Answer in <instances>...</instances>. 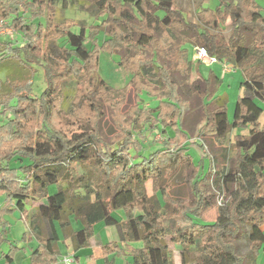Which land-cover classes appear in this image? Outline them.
Listing matches in <instances>:
<instances>
[{"label":"trees","instance_id":"1","mask_svg":"<svg viewBox=\"0 0 264 264\" xmlns=\"http://www.w3.org/2000/svg\"><path fill=\"white\" fill-rule=\"evenodd\" d=\"M58 1L0 0V23L23 38L15 44L11 35L0 37V72L14 66L21 75L6 78L0 93L2 114L11 113L0 124V242L10 241L7 215L19 210L29 228L25 240L37 241L30 264H59L61 241L74 251L92 246L98 223L118 234L102 246L104 264L120 256L129 264H174L169 241L181 246L182 264H259L260 253L264 264V125L257 102H264V4L219 0L210 7L202 0L191 21L176 0H90L103 20L86 25L58 21ZM188 44L242 71L233 120L228 95L219 92L223 77L214 68L204 74ZM99 48L120 56L132 75L125 87L97 75ZM35 66L46 81L39 95L29 83ZM70 77L76 91L65 111ZM144 93L157 103L146 105ZM142 127L173 134L145 156L135 135ZM239 127L248 133H233ZM179 155L189 202L170 194ZM221 197L217 220L205 222L201 212ZM9 245L2 252L7 264L21 248Z\"/></svg>","mask_w":264,"mask_h":264},{"label":"rangeland","instance_id":"2","mask_svg":"<svg viewBox=\"0 0 264 264\" xmlns=\"http://www.w3.org/2000/svg\"><path fill=\"white\" fill-rule=\"evenodd\" d=\"M261 3L264 4V0H260ZM202 0H176V5L178 8H180L187 19L191 21H197L198 20V14L197 12L200 9ZM219 3V0H209L204 3V6H210L215 7ZM57 14L56 18L57 20H63L68 17L75 18L77 21L85 23L86 25H95L102 22L103 17L102 15H99L97 13V10L94 8L93 3L90 0H69L68 5H63V0L58 1L57 3ZM225 28L223 29L224 36L226 38H229V35L231 33V22L228 21V23L225 24ZM2 29L4 32L0 33V37L8 39V37L13 38V41L15 44H21L23 41L22 35L20 33H15L13 29L9 26V24H4ZM74 31L77 30L76 27L73 29ZM10 31V32H9ZM11 33V34H10ZM105 38L104 32H100L98 35V41L99 43H102V41ZM88 45L90 43L88 42ZM190 55H194V50L190 44H188ZM99 63H98V70L97 75L101 78H103L108 84L115 88H123L125 87L129 81L131 80V73L127 71L125 68H123L119 64L120 56L117 53H113L110 50H107L105 48H99ZM8 55V54H7ZM1 59V58H0ZM194 64L195 61H193ZM15 65V64H13ZM202 72L204 74H207L211 68L205 67L204 65H199ZM217 66H213L214 69ZM212 67V68H213ZM36 71L31 75L29 83L31 84V89L34 94L39 95L45 88H46V81L45 76L43 73V69L39 66H35ZM26 72V71H25ZM235 73L237 76L232 78V75H228L223 82L220 85L219 92L225 93L228 95V115L231 120H233L234 111H235V105L236 102L241 94V82L244 80V76L241 70L237 69L235 70ZM220 74H223V69L221 68ZM21 78V75H19V71L14 70V66L10 67L9 69H4L0 72V93L6 91L7 86L4 84V81L6 78ZM65 98L62 108L65 111H69L75 91H76V78L70 77L66 80L63 87ZM133 96V94H132ZM145 99L146 105H154L157 103V101L148 96L146 93L143 94ZM261 107H263V112L260 116V122L261 125H264V102L263 101H257ZM129 103V102H128ZM11 104H14L11 103ZM3 108L0 107V124L6 122L8 120V117L11 115L10 111H7L6 113H3ZM244 131L248 133L249 128H236L234 129L233 133H238ZM173 134V131L170 129L168 130H154L152 128H138V130L135 131L136 138H138L142 142V150L141 154L148 156L150 152L158 147H161L164 143V141L170 137V135ZM232 135V134H231ZM193 156L196 157V159H199L200 155L195 147H192L191 151ZM203 152V151H202ZM132 155H135V151L132 150ZM181 155V154H180ZM176 160L174 164L175 173L170 179L169 183L171 185V191L170 194L176 201H182L186 199L187 202H189V199L186 198L187 196V183L185 182L186 178V172L183 169V157L180 156ZM15 164L19 165L20 161H16ZM204 164L206 166H209L210 160L207 157L204 161ZM0 200L2 202H5V196L0 195ZM38 202L33 203L31 209H34ZM168 206V211L170 209V206ZM221 210V204L219 202H216L214 205L209 206L205 208L201 214L202 219L205 222H214L217 220ZM7 218L9 220V229H7V238L10 239V241L5 240L4 242H0V263L2 261L5 263L4 259L2 258V252H7L10 248L9 243L17 244L20 248V250L15 255V261L12 262V264H30V258L29 255L32 252L31 245L36 240H25L24 236L25 233L29 234L28 230V224L21 215L19 210H14L9 215H7ZM77 223V222H76ZM77 226V224H76ZM105 237L104 240L96 239L94 245L92 247H87L85 249L81 250V255H79L78 261L80 262V256L82 258V264L84 263V256L87 255V264H104V260L102 258V252L101 247L107 240H116L118 238L117 232L115 231L114 227H106L105 228ZM37 242V241H36ZM134 246H142V243H133ZM170 250L172 252V258L174 261V264H182V258H181V246L172 243L169 241ZM66 243L61 241V250L64 253V255L70 254L68 253L71 251L70 249H67ZM88 249V250H86ZM247 250V243L246 239L243 238L240 242V251L245 252ZM85 252H87L85 254ZM263 257V254L260 253L259 255V264L261 263V259ZM129 257H117L115 259L116 264H129ZM11 264V263H10ZM187 264H197L193 260H189Z\"/></svg>","mask_w":264,"mask_h":264},{"label":"built area","instance_id":"3","mask_svg":"<svg viewBox=\"0 0 264 264\" xmlns=\"http://www.w3.org/2000/svg\"><path fill=\"white\" fill-rule=\"evenodd\" d=\"M3 25H4L3 23H0V33L4 32V30L2 29ZM193 50H194L193 61H195V63L204 65L205 67L208 68H212L214 65L220 63L225 72H231L234 69L233 66L226 60L220 61L216 56L211 55L205 47L194 45ZM218 202L219 204L222 205L223 197L219 198ZM1 207H2V201L0 200V208ZM59 264H79V262L77 261L75 255L73 253H70L67 255H63L60 259Z\"/></svg>","mask_w":264,"mask_h":264},{"label":"crops","instance_id":"4","mask_svg":"<svg viewBox=\"0 0 264 264\" xmlns=\"http://www.w3.org/2000/svg\"><path fill=\"white\" fill-rule=\"evenodd\" d=\"M217 65H219L218 67H216L215 68V71L217 72V74L220 76V77H223V80L228 76V75H232L233 77L232 78H234L235 76H237V74L235 73V70H237V69H233L231 72H225L224 70H223V74H220V70H221V68L223 69V67L221 66V64L219 63V64H216L215 66H217ZM214 68V67H213ZM170 129H168V131H169ZM171 136V135H170ZM198 148V147H197ZM198 151H199V149H198ZM4 205V202H2V206ZM71 219H72V224H73V227L75 228V229H78V228H80V226H81V224H80V222L79 221H77L76 219H74V217H71ZM77 222V223H76ZM76 224H77V226H76ZM106 227H110V226H106V225H104L103 223H98L96 226H95V230H96V237L94 238V240H93V244H92V246L94 245V243H95V241H96V239H101V240H104V237H105V228ZM111 227H114V226H111ZM115 228V227H114ZM115 231H116V229H115ZM117 232V231H116ZM117 234V233H116ZM117 236H118V234H117ZM116 240H118V238L116 239ZM116 240H107V241H105L104 242V244L106 243V242H108V241H116ZM65 244V243H64ZM103 244V245H104ZM67 245V249L69 250H71V251H69L68 253H75L76 255H81V250L82 249H85V248H82V249H80V250H78V251H74L73 249H72V247L69 245V244H66ZM102 245V246H103ZM37 246V242L35 241L34 243H32V245H31V248H34V247H36ZM92 246H90V247H92ZM60 248H61V243H60ZM87 248V247H86ZM86 250H88V249H86ZM62 251V250H61ZM101 252H102V247H101ZM87 252H85V254H86ZM62 255H64V253L62 252ZM85 258H84V263H86L87 264V259H86V257H87V255H85L84 256ZM14 261H15V258H14ZM13 261V262H14ZM82 258H81V256H80V262H79V264H82ZM0 264H7V263H4L3 261H2V263H0ZM12 264V263H11ZM98 264H100V263H98Z\"/></svg>","mask_w":264,"mask_h":264}]
</instances>
